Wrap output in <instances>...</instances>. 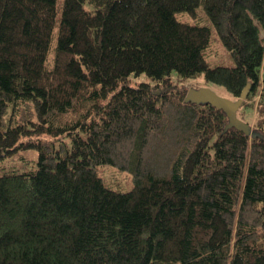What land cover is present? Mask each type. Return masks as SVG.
<instances>
[{
	"label": "trees",
	"instance_id": "1",
	"mask_svg": "<svg viewBox=\"0 0 264 264\" xmlns=\"http://www.w3.org/2000/svg\"><path fill=\"white\" fill-rule=\"evenodd\" d=\"M261 29L264 0H0V157L37 152L0 173V264H264ZM199 74L249 85L254 135L184 101Z\"/></svg>",
	"mask_w": 264,
	"mask_h": 264
},
{
	"label": "rangeland",
	"instance_id": "2",
	"mask_svg": "<svg viewBox=\"0 0 264 264\" xmlns=\"http://www.w3.org/2000/svg\"><path fill=\"white\" fill-rule=\"evenodd\" d=\"M196 16H190L187 13H178L177 15L183 21L189 22H204L209 24L211 27V23L209 19L206 17L205 13L203 12L202 8L198 7L196 11ZM204 15V18L201 19V16ZM261 36L264 38V29H261ZM205 58L211 65H232L233 59L230 56L228 50L224 47V45L219 40L218 35L216 34L215 29L212 27V35L211 41L208 46L204 49ZM52 58V56H51ZM173 78H176L175 74L173 73ZM150 79L143 73H140L138 76H131L130 82L135 84L139 81H149ZM184 85L188 89L191 86H208L216 90L217 92L223 94L224 91L218 85H214L212 83L207 82L204 79L203 74H199L194 78H190L189 80L184 82ZM225 95V94H224ZM237 117L242 120L249 122V124H254L257 121V112L254 106L250 105H241L237 110ZM262 129L264 130V123L262 124ZM32 152H27L25 150H19L14 152L12 156L5 155L0 157V173L2 169H22L26 167L25 162L26 158H32V156L37 155L35 150H31ZM34 157V158H35ZM35 164V161L32 162V165ZM31 165V164H30ZM4 167V168H2ZM99 167H103L101 169L102 175L105 179V182L113 188H120V184L118 181H121L124 184V187H130L132 185L131 182V175L129 173H124L122 171H116L115 167L109 164H102ZM121 174H124L125 177H121Z\"/></svg>",
	"mask_w": 264,
	"mask_h": 264
},
{
	"label": "water",
	"instance_id": "3",
	"mask_svg": "<svg viewBox=\"0 0 264 264\" xmlns=\"http://www.w3.org/2000/svg\"><path fill=\"white\" fill-rule=\"evenodd\" d=\"M248 91L249 85H246L239 97L232 98L227 95H222L208 86H191L185 92L184 101L210 103L223 109L228 117L226 128L235 126L236 128L242 129L245 133H252L251 126L237 117V110L242 105Z\"/></svg>",
	"mask_w": 264,
	"mask_h": 264
}]
</instances>
